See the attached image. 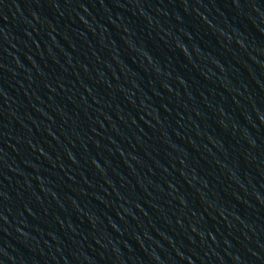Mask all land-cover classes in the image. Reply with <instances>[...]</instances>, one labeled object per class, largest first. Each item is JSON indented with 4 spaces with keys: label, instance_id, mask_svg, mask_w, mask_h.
Here are the masks:
<instances>
[{
    "label": "water",
    "instance_id": "obj_1",
    "mask_svg": "<svg viewBox=\"0 0 264 264\" xmlns=\"http://www.w3.org/2000/svg\"><path fill=\"white\" fill-rule=\"evenodd\" d=\"M0 264H264V0H0Z\"/></svg>",
    "mask_w": 264,
    "mask_h": 264
}]
</instances>
